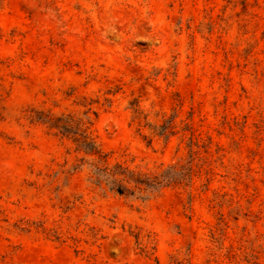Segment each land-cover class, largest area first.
Returning a JSON list of instances; mask_svg holds the SVG:
<instances>
[{"label":"rangeland","instance_id":"1","mask_svg":"<svg viewBox=\"0 0 264 264\" xmlns=\"http://www.w3.org/2000/svg\"><path fill=\"white\" fill-rule=\"evenodd\" d=\"M0 264H264V0H0Z\"/></svg>","mask_w":264,"mask_h":264},{"label":"trees","instance_id":"2","mask_svg":"<svg viewBox=\"0 0 264 264\" xmlns=\"http://www.w3.org/2000/svg\"><path fill=\"white\" fill-rule=\"evenodd\" d=\"M90 152L93 154H96L97 151H95L94 149H90ZM122 169V166L120 165H116L115 169L110 172L108 171L106 168H98L97 174L98 176L103 177L106 181L107 184L112 185L111 189L116 190L118 193L123 194V187L121 185L116 186V174L117 172H119L118 170ZM148 179H151V182H147ZM144 184H146L147 186L153 185V184H160L161 183V176L155 175L152 178L146 177L145 180L143 181Z\"/></svg>","mask_w":264,"mask_h":264}]
</instances>
